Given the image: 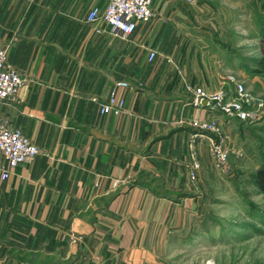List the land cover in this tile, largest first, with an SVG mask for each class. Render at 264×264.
Instances as JSON below:
<instances>
[{"label":"crops","instance_id":"1","mask_svg":"<svg viewBox=\"0 0 264 264\" xmlns=\"http://www.w3.org/2000/svg\"><path fill=\"white\" fill-rule=\"evenodd\" d=\"M105 1L0 0V48L25 80L0 119L38 149L10 170L0 155V264H157L154 233L178 220L166 191L193 142L177 122L207 115L184 85L229 89L233 73L203 66V41L224 36L220 26L240 37L230 27L242 0H152L125 40L86 22ZM116 82L127 84L121 114L102 115Z\"/></svg>","mask_w":264,"mask_h":264},{"label":"rangeland","instance_id":"2","mask_svg":"<svg viewBox=\"0 0 264 264\" xmlns=\"http://www.w3.org/2000/svg\"><path fill=\"white\" fill-rule=\"evenodd\" d=\"M245 1L235 11L239 24L230 27L240 37L233 40L226 31L228 26H220L224 36L216 38L213 34L203 41L208 47L205 52L201 49V58L211 72L233 73L247 99L258 100L261 107L256 119L246 123L215 113L219 136L201 137L189 127V118L178 120V131L193 130L188 138L195 145L199 170L189 180L187 164H183L184 179L166 191L174 197L178 220L169 218L168 224L173 225L169 227L160 221L161 231L154 233L157 264H264V195L249 183L250 174L264 165V71H256L257 61L264 57V0ZM227 76L222 78L225 86ZM228 91L233 98L231 85ZM200 140L204 143L198 144ZM186 146L188 149V142ZM200 146L203 150L199 153ZM216 146L225 152L223 165L216 161Z\"/></svg>","mask_w":264,"mask_h":264},{"label":"built area","instance_id":"3","mask_svg":"<svg viewBox=\"0 0 264 264\" xmlns=\"http://www.w3.org/2000/svg\"><path fill=\"white\" fill-rule=\"evenodd\" d=\"M151 2L152 0H106L102 8L93 7L88 11L86 22H102L113 34L125 40L134 32L137 25L150 21L153 16L150 8ZM6 58V47L0 48V102L14 98L25 81L15 68L7 64ZM153 58L152 52L147 54L148 62ZM226 81L232 86L233 98L230 97L228 89L206 93L201 88L184 85L185 92L191 96V105L194 108L206 110L207 115L204 119L194 117L188 123L195 133L201 134L199 135L201 137H206L203 134L219 136V122L214 116L215 113H219L227 119L233 118L241 123L252 122L257 117V110L261 107V103L258 100L249 101L242 83L235 80L231 74L227 76ZM126 87L125 82L114 83L108 92L106 103L100 107L99 113L120 115L123 101L117 98L116 92L118 89ZM207 140L210 141L208 138ZM188 149L190 163L186 165L187 176L189 180H193L199 170V164L194 156V144H190ZM213 149L216 150L217 163L223 165L225 152L219 151L218 146ZM0 155L4 159L7 169L10 170L16 166L31 163L38 155V149L18 129L11 128L6 121L0 119ZM7 176L8 171L2 172L1 180L6 179ZM22 264L32 263L26 261Z\"/></svg>","mask_w":264,"mask_h":264},{"label":"trees","instance_id":"4","mask_svg":"<svg viewBox=\"0 0 264 264\" xmlns=\"http://www.w3.org/2000/svg\"><path fill=\"white\" fill-rule=\"evenodd\" d=\"M256 71L259 73L264 71V57L257 61ZM249 183L257 190L259 194L264 195V165L260 166L252 174H250Z\"/></svg>","mask_w":264,"mask_h":264}]
</instances>
